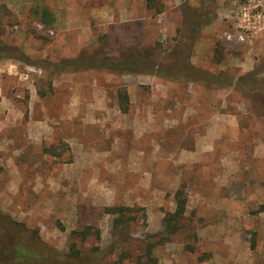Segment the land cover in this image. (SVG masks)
<instances>
[{
    "label": "rangeland",
    "instance_id": "rangeland-1",
    "mask_svg": "<svg viewBox=\"0 0 264 264\" xmlns=\"http://www.w3.org/2000/svg\"><path fill=\"white\" fill-rule=\"evenodd\" d=\"M160 1L153 16L145 0H0L1 38L20 51L0 63L28 75L4 82L20 116L8 143L0 134V210L67 252L71 231L85 226L100 237L78 247H106L112 218L103 209L128 206L136 255L185 185L186 227L157 247L158 264H264V93L243 87L264 81V53L254 50L264 39L231 47L219 39L236 0ZM42 7L53 14L49 28L34 13ZM191 15L204 24L194 38ZM215 41L226 51L219 65ZM133 48L155 53V73L50 75L36 65L97 49L115 60Z\"/></svg>",
    "mask_w": 264,
    "mask_h": 264
},
{
    "label": "trees",
    "instance_id": "trees-1",
    "mask_svg": "<svg viewBox=\"0 0 264 264\" xmlns=\"http://www.w3.org/2000/svg\"><path fill=\"white\" fill-rule=\"evenodd\" d=\"M145 6L148 11H155L152 14L153 16L163 12V4H161L160 0H145ZM194 12L197 15V12ZM34 13L38 16V22L45 28H49L54 24L53 14L47 7L38 8ZM186 19L188 36L194 38L204 24L194 15ZM2 34L3 31L0 30V60H18L19 49L3 41L1 38ZM182 52L183 50L180 51V53ZM225 53L223 44L215 41L213 55L215 64L219 65L222 62ZM177 56L178 54L176 53L175 57ZM155 60H157L155 53L150 49L142 51L133 48L130 51L121 52L115 60L105 56L101 49H97L88 56L80 54L75 58L62 59L56 63L41 60L36 65L40 64L39 67L47 69L50 75H57L62 72H75L82 67L86 69H102L111 73H129L134 71L138 73H155L158 69ZM178 62L176 60L177 66H179ZM190 73H193V71ZM198 75H200L199 77L203 83L207 79L209 81L208 85L216 80L215 76L211 74L199 73ZM218 77L222 78L223 75ZM249 83L253 84L248 86ZM262 84H264V81L255 83L250 80L245 82L243 87H249L252 93L257 91V93L263 94L264 86ZM118 98L120 102H124L128 97L126 92H119ZM174 204V209L167 212L163 217L162 230L146 235L147 239L144 245L139 248L140 252L136 255L132 254L127 248L131 238L128 231L131 222L135 220L132 215L134 209L128 206L114 205L103 209L104 214L112 218L111 239L106 247H94L89 251L80 249L78 242H84L90 235H96L97 238L100 237L97 229L94 230L91 226H85L81 230L71 231L70 239L72 241L69 242L67 252L57 250L42 240L37 230L27 227L24 223L13 219L0 210V264H125L126 261H133L134 264H158V259L154 255L157 247L170 243L174 235L186 227L184 223L187 206L185 185H181L175 190ZM263 210L264 206L260 208L259 212ZM252 247H254V244ZM111 255L114 258H112V261H108V256Z\"/></svg>",
    "mask_w": 264,
    "mask_h": 264
},
{
    "label": "crops",
    "instance_id": "crops-1",
    "mask_svg": "<svg viewBox=\"0 0 264 264\" xmlns=\"http://www.w3.org/2000/svg\"><path fill=\"white\" fill-rule=\"evenodd\" d=\"M231 17V16H230ZM229 17V18H230ZM235 23V18L231 22V29H233ZM255 37H258L257 39H264V32L253 36L248 39L249 43L253 42V39ZM254 49V46L252 47ZM264 49V45H258L254 50L256 51V57L260 58L259 55L263 54L262 52ZM258 55V56H257ZM255 57V58H256ZM255 58L252 59V61H255ZM0 134L3 133L4 138L2 139V142L8 143L9 139L11 138L8 134V129L14 127L16 120L19 116V110L18 108L14 105V101H16V98L14 97V93H12V90L9 88H6L4 82L5 81H12V80H19L22 81L25 80L26 75L25 73H21L18 70V66L14 64L13 62L10 63H0ZM17 93V91H15ZM17 98L18 96L15 95ZM33 96L31 97V100L29 102V109H31V104L33 102ZM9 136V137H8Z\"/></svg>",
    "mask_w": 264,
    "mask_h": 264
},
{
    "label": "built area",
    "instance_id": "built-area-1",
    "mask_svg": "<svg viewBox=\"0 0 264 264\" xmlns=\"http://www.w3.org/2000/svg\"><path fill=\"white\" fill-rule=\"evenodd\" d=\"M236 5L233 29L219 36L230 47L264 32V0H236Z\"/></svg>",
    "mask_w": 264,
    "mask_h": 264
}]
</instances>
